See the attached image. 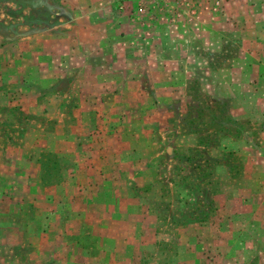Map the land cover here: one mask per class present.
<instances>
[{"label": "crops", "instance_id": "obj_1", "mask_svg": "<svg viewBox=\"0 0 264 264\" xmlns=\"http://www.w3.org/2000/svg\"><path fill=\"white\" fill-rule=\"evenodd\" d=\"M59 7L68 19L18 21L15 32H0V206L32 202L36 213L22 236L32 237L39 253L54 252L57 261L70 253L66 264H73L81 253L87 264H155L160 244L175 236L160 226L159 199L140 190L156 187V160L164 151L154 147L162 133L145 134L139 119L148 122L146 107L165 109L169 101L159 100L151 79L158 66L133 63L158 55L139 51L146 24L127 18L125 10L99 0ZM165 152L173 150L166 145ZM64 157H70L67 166ZM48 171L58 175L44 183ZM83 225L95 238L96 254L81 243ZM189 230L184 225L178 240H190ZM188 244L185 252H191ZM170 253L166 264L184 256Z\"/></svg>", "mask_w": 264, "mask_h": 264}, {"label": "rangeland", "instance_id": "obj_2", "mask_svg": "<svg viewBox=\"0 0 264 264\" xmlns=\"http://www.w3.org/2000/svg\"><path fill=\"white\" fill-rule=\"evenodd\" d=\"M66 1L0 0V32H15L18 21L68 19L59 7ZM99 1L146 24V42L137 46L158 59L133 64L158 66L151 79L159 100L169 101L165 109L146 107L148 122L139 119L145 134L162 133L154 147L164 151L156 160V187L140 190L159 199L160 226L175 236L160 244L155 264H166L170 250L184 255V263L175 264H264V0ZM146 93L151 101L154 93ZM166 145L174 154L167 155ZM70 163V157L62 159V165ZM56 175L48 171L42 181ZM22 202L1 203L0 264H66L70 253L57 261L54 252L39 253L33 238L22 236L36 213L32 202ZM12 222L17 226L7 235L3 229ZM184 225L190 240L182 243ZM82 231L81 243L96 254L95 238L86 225ZM81 255L75 253L73 264H87Z\"/></svg>", "mask_w": 264, "mask_h": 264}]
</instances>
